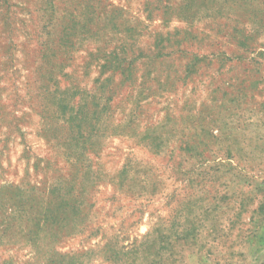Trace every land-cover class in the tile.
Wrapping results in <instances>:
<instances>
[{
    "label": "rangeland",
    "instance_id": "1",
    "mask_svg": "<svg viewBox=\"0 0 264 264\" xmlns=\"http://www.w3.org/2000/svg\"><path fill=\"white\" fill-rule=\"evenodd\" d=\"M48 1L0 0V264H36L30 243L3 229L25 216L35 195L45 198L56 170L73 172L44 136L47 87L59 83L55 98L91 96L99 78L84 71L94 54L96 0L54 1L55 39L61 18L70 27L75 20V45L51 81L44 68L34 69L48 41ZM153 1L105 4L128 10V29L144 22L141 46L174 43L162 51L165 71L146 65L141 86L112 104L127 100L125 114L101 115L91 140L99 179L87 230L59 241L56 251L71 264H264V0H195V18L174 0V15L157 12L151 21ZM101 15L111 20L108 11ZM119 123L120 133L111 134ZM49 161L54 169L45 173ZM123 165L128 189L120 192L113 176ZM42 238L47 243L45 236L36 243ZM107 244L113 256L122 252L121 262L108 258Z\"/></svg>",
    "mask_w": 264,
    "mask_h": 264
},
{
    "label": "trees",
    "instance_id": "2",
    "mask_svg": "<svg viewBox=\"0 0 264 264\" xmlns=\"http://www.w3.org/2000/svg\"><path fill=\"white\" fill-rule=\"evenodd\" d=\"M54 1H48L44 16L50 25L42 28L48 35V41L41 46L34 62L35 70L39 67L45 69L43 75L46 77L43 80L46 82L54 79L58 72L65 71L68 66L66 55L70 54L71 48L73 49L75 42L72 38L74 39L77 35V32L75 34L71 32V28L77 26L76 21L72 20L71 22L75 24L70 27L64 22V18H61V22L64 23L62 24V35L55 39L56 36L53 33L56 27L53 24L56 18ZM65 1L72 5L76 2L75 0ZM162 1H153L155 7H152L147 16L151 21L157 12V17L160 13L171 16L178 10L176 7L178 3L174 4V0ZM183 2L186 9L181 13L185 17H197L198 13L192 12V8L198 2L195 0H184ZM96 4L98 20L95 21L93 33L94 54L90 65L84 69V71L94 69L99 74L95 92L91 96L87 94L78 98L79 95L75 96L72 91H68L70 95L64 93L55 98L54 92L60 90L59 83H55L47 87V92L50 95L48 98L52 99L48 100L43 109V113L46 115V122L43 123L46 142L49 146L57 149V155L61 159L72 165L73 172L65 175L56 170V174L53 173L48 180L49 186L46 187L45 198L38 201L40 197L35 195L26 204L25 216L13 218L3 229L4 234H7L8 229L17 230L19 238L27 245L30 243L34 255L33 260H36V264H71V259L66 262L69 255H59L55 246L59 241H63L69 236L83 234L87 230L86 218L94 206L91 202V194L99 179L90 162L91 140L96 137L94 134L99 135L101 132L102 123L99 122L101 115L107 110L112 111L113 109L118 113L125 114L128 109L127 100H120L115 106L112 104L123 95L124 89L141 86V83L138 84V78L144 72L143 68L150 66L157 72L165 71L166 61L162 51H168L174 43L172 39L166 38L158 46L156 45V50L152 49L155 45L145 48L140 45L145 25L143 21L135 20L137 26L128 29V10L114 4H109L110 8L108 9L105 5L107 0H96ZM106 11L111 15L109 18L111 20L104 23L107 20L102 19L101 13ZM61 54H65V56H60ZM147 58L154 59L151 61L153 66L148 63ZM61 99H66L67 102ZM127 127L128 125L124 128ZM114 130L116 134L120 133V123L113 126L111 134ZM147 145H151L150 141ZM60 148H64V152ZM52 164L54 165L49 161L43 171L47 173L53 170ZM126 166L123 165L117 175L113 176L114 186L120 192L128 189ZM34 168L36 170L38 166H34ZM35 190L39 192L40 188ZM41 236H45L47 243L44 238L36 243V240ZM104 247L108 248L106 254L108 258L122 261L120 259L122 252L113 256L111 245L107 244ZM44 249H48V252L43 253ZM123 249L125 250V247ZM77 253L85 254L84 251H77Z\"/></svg>",
    "mask_w": 264,
    "mask_h": 264
}]
</instances>
